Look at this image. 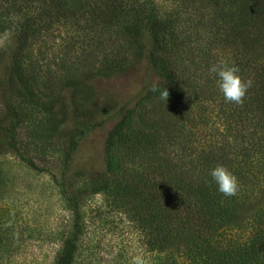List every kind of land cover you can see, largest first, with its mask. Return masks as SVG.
I'll use <instances>...</instances> for the list:
<instances>
[{"label":"trees","instance_id":"16d2710c","mask_svg":"<svg viewBox=\"0 0 264 264\" xmlns=\"http://www.w3.org/2000/svg\"><path fill=\"white\" fill-rule=\"evenodd\" d=\"M9 33L0 154L37 169L18 139L29 103L62 129V175L76 182L72 195L61 186L72 228L56 264H75L83 201L97 195L139 228L153 264H264V0H0V38ZM220 60L251 81L241 104L224 100L209 71ZM140 64L131 99L78 105L67 125L78 72L87 82ZM108 122L103 170L92 175L77 156ZM217 165L237 177L234 196L212 182Z\"/></svg>","mask_w":264,"mask_h":264},{"label":"rangeland","instance_id":"374dc122","mask_svg":"<svg viewBox=\"0 0 264 264\" xmlns=\"http://www.w3.org/2000/svg\"><path fill=\"white\" fill-rule=\"evenodd\" d=\"M14 43L11 33L0 38V116L4 111L2 85ZM145 73V66L140 64L126 73L86 82L85 74L78 72L83 83L64 96L66 105L72 104L67 125L83 114L78 105L93 101L119 104L131 99L142 86ZM23 107L27 114L18 139L22 154L37 169L10 150L0 154V264H56L72 228V213L61 186L72 195L76 182L62 175V129L54 130L52 119L38 114L29 103ZM53 115L63 118L58 109ZM112 125L108 122L83 140L77 166L90 168L92 175L102 172L104 144ZM82 214L84 235L75 264H132L135 256L141 258L142 264H153L141 231L111 205V199L102 195L85 198ZM236 234L242 239L246 233Z\"/></svg>","mask_w":264,"mask_h":264},{"label":"clouds","instance_id":"9594fccd","mask_svg":"<svg viewBox=\"0 0 264 264\" xmlns=\"http://www.w3.org/2000/svg\"><path fill=\"white\" fill-rule=\"evenodd\" d=\"M210 72L216 76V84L223 95L224 100L229 103L241 104L251 81L242 80L239 75V68L234 64H229L224 60L212 65ZM168 92L165 90L162 93V98H168ZM212 182L215 183L217 191L226 197L234 196L238 189L237 177L224 165H217L210 170ZM132 264H142L141 258L135 256L132 259Z\"/></svg>","mask_w":264,"mask_h":264}]
</instances>
